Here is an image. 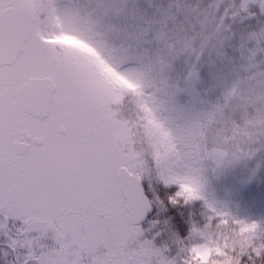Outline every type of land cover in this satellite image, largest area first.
Listing matches in <instances>:
<instances>
[{
	"label": "snow or ice",
	"instance_id": "6c2138e0",
	"mask_svg": "<svg viewBox=\"0 0 264 264\" xmlns=\"http://www.w3.org/2000/svg\"><path fill=\"white\" fill-rule=\"evenodd\" d=\"M46 14V0H0V237L25 250L18 264H264V221L135 178L132 122L81 58L55 51ZM262 174L264 164L236 169L232 197L254 199Z\"/></svg>",
	"mask_w": 264,
	"mask_h": 264
},
{
	"label": "rangeland",
	"instance_id": "374dc122",
	"mask_svg": "<svg viewBox=\"0 0 264 264\" xmlns=\"http://www.w3.org/2000/svg\"><path fill=\"white\" fill-rule=\"evenodd\" d=\"M82 1L94 34L113 47L129 49L149 42L160 46L157 71L165 90L180 107L201 106L206 95L223 88L234 77L230 81L241 87L234 107L235 119L227 125L225 136L213 138L211 162L215 179L221 185L223 182L226 196L247 205V199L232 197L231 178L242 165L264 164L257 146L264 144V0H249L244 13L241 12L244 0ZM43 23L47 25L46 17ZM241 29L242 33L236 34ZM55 51L81 58L89 68L96 92L117 105L114 111L126 118L122 96L99 77L90 58L63 45H58ZM132 129L127 137V155L140 173L135 178L139 180L141 175L148 178L133 124ZM255 183L257 187L263 186L264 174ZM259 196L248 206H258L264 216V192ZM205 237L213 242L223 239L208 234ZM0 239L6 246V240ZM45 243L52 244L51 240ZM24 251L13 253L7 249L6 253L22 260Z\"/></svg>",
	"mask_w": 264,
	"mask_h": 264
},
{
	"label": "trees",
	"instance_id": "16d2710c",
	"mask_svg": "<svg viewBox=\"0 0 264 264\" xmlns=\"http://www.w3.org/2000/svg\"><path fill=\"white\" fill-rule=\"evenodd\" d=\"M46 7L45 34H55L58 45L90 58L99 77L122 96L125 117L136 130L149 179L160 178L178 183L187 191H198L203 199L228 213L230 218L264 221L258 206H248L254 199H247L246 205L226 196L223 182L221 185L216 181L212 167V140L225 136L227 125L235 119L234 107L241 87L234 80L230 81L234 77L229 78L223 88L206 95L201 106L182 108L161 83L156 66L161 49L157 43H140L129 49L113 47L94 34L84 14L82 0H46ZM241 33L242 29L236 34ZM211 83L209 80L208 84ZM257 146L264 158V144ZM260 186L253 184L257 197L264 192V184ZM202 211L201 207L199 212ZM190 219L183 233L178 235L188 234ZM7 249L0 239V264H18L16 255L7 254Z\"/></svg>",
	"mask_w": 264,
	"mask_h": 264
},
{
	"label": "water",
	"instance_id": "95a60500",
	"mask_svg": "<svg viewBox=\"0 0 264 264\" xmlns=\"http://www.w3.org/2000/svg\"><path fill=\"white\" fill-rule=\"evenodd\" d=\"M248 4V2H243L242 3V11H244V9H245V6Z\"/></svg>",
	"mask_w": 264,
	"mask_h": 264
}]
</instances>
